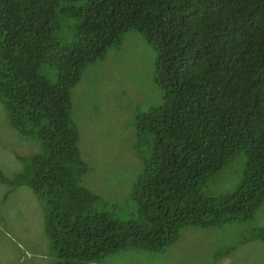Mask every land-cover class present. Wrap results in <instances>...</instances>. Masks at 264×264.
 Returning a JSON list of instances; mask_svg holds the SVG:
<instances>
[{
    "label": "trees",
    "instance_id": "obj_1",
    "mask_svg": "<svg viewBox=\"0 0 264 264\" xmlns=\"http://www.w3.org/2000/svg\"><path fill=\"white\" fill-rule=\"evenodd\" d=\"M73 19V38L61 41L56 30ZM128 31L155 50L163 101L135 115L152 145L131 188L136 218L124 222L97 211L98 196L81 184L90 166L70 89ZM0 103L11 126L40 141L17 155L23 169L13 178L0 169V183L44 200L53 264L165 251L184 226L248 220L264 204V0H0ZM238 156L233 185L210 191ZM248 239L264 242V228L239 242ZM235 245L213 250L211 262Z\"/></svg>",
    "mask_w": 264,
    "mask_h": 264
},
{
    "label": "rangeland",
    "instance_id": "obj_2",
    "mask_svg": "<svg viewBox=\"0 0 264 264\" xmlns=\"http://www.w3.org/2000/svg\"><path fill=\"white\" fill-rule=\"evenodd\" d=\"M72 22L71 29L63 24L56 30L58 39L73 38L76 19ZM155 58V50L144 37L128 31L119 46L88 64L70 89V118L77 128V145L90 166L81 184L98 196L97 211L124 222L136 218L131 188L141 171V154L145 157L152 145L145 132L136 131L135 115L163 101L162 88L156 82ZM39 149L38 137L24 136L11 126L0 103L2 172L13 178L23 169L17 155L26 156ZM240 159L231 160L213 178L210 191L222 193L233 185L232 178L243 166ZM261 227L264 204L242 222L235 220L206 229L184 226L178 240L165 251L125 248L90 264H264L262 240L239 242ZM234 243L227 257L211 262L213 250ZM57 258L46 233L44 200L27 186L13 188L0 183V264H53Z\"/></svg>",
    "mask_w": 264,
    "mask_h": 264
}]
</instances>
